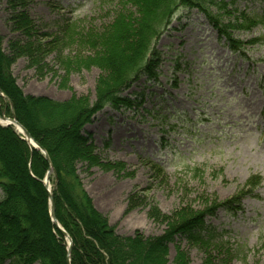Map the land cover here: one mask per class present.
Listing matches in <instances>:
<instances>
[{
	"label": "rangeland",
	"instance_id": "rangeland-1",
	"mask_svg": "<svg viewBox=\"0 0 264 264\" xmlns=\"http://www.w3.org/2000/svg\"><path fill=\"white\" fill-rule=\"evenodd\" d=\"M217 2L216 24L181 3L152 45L158 80L123 90L133 108L107 103L83 125L86 142H76L81 191L119 237L157 238L183 210L203 215L201 239L174 235L165 264H264V26L248 28L239 17L262 14L264 0ZM137 9L131 0H0V37L17 85L28 96L93 106L102 82L112 85L127 69V42L111 55L114 77L88 59L104 54L99 45L116 18ZM222 23L246 56L221 37ZM2 146L18 156L14 144ZM20 175L40 203L39 178Z\"/></svg>",
	"mask_w": 264,
	"mask_h": 264
},
{
	"label": "trees",
	"instance_id": "trees-1",
	"mask_svg": "<svg viewBox=\"0 0 264 264\" xmlns=\"http://www.w3.org/2000/svg\"><path fill=\"white\" fill-rule=\"evenodd\" d=\"M131 1L138 8L137 12L118 16L111 26L109 38L99 45L104 54L88 59L114 77L117 67L110 60L116 56L117 44L127 42V60L121 61V65H127V69L113 80L112 85L110 82H102L93 106L83 98L59 102L25 95L12 75L13 59L3 50L0 37V91L6 96L4 98L0 95V115L14 114L50 158L49 162L40 150L23 140L12 126L0 125V189L4 195L0 200V264L7 260L10 261L9 264H67L65 239L52 221L49 193L41 181L50 166L53 167L56 185L53 191L56 217L72 237L71 264H139V260L145 259L148 263L149 260H156L155 257L161 259L159 264H165L167 242L174 235L179 234L180 237L194 241L202 237L203 215H193L189 209L182 211L180 218L170 225V230L163 236L152 239L140 235L119 237L108 221L93 208L75 176L74 165L80 151L76 142H86L81 133L83 125L89 123L92 116L107 103H113L114 107L123 103L119 93L132 80L145 75L149 79L156 78L160 55L152 49V45L163 34L178 6L189 2L190 6L204 12L214 24L221 21H215L210 11V7L219 4L217 0ZM226 5L227 3L222 2L219 6ZM240 14L239 17L245 19L242 23L248 22V28L257 24L264 25V13L250 18L244 13ZM239 17L235 18L237 26ZM227 28L228 25L222 23L219 26L220 35L234 43ZM97 36L102 39L100 35ZM98 41L93 42V46L96 47L100 43ZM11 103L13 110L10 108ZM7 142L16 146L18 156L2 146ZM20 168L24 176L32 180L34 177L39 178L35 179V196L39 195L40 203H36L33 196L28 194L29 190L21 184ZM258 184L259 180L256 179L253 185ZM73 195H76L77 201ZM92 225L95 226L94 229ZM52 245L56 247L53 248Z\"/></svg>",
	"mask_w": 264,
	"mask_h": 264
},
{
	"label": "bare ground",
	"instance_id": "bare-ground-1",
	"mask_svg": "<svg viewBox=\"0 0 264 264\" xmlns=\"http://www.w3.org/2000/svg\"><path fill=\"white\" fill-rule=\"evenodd\" d=\"M161 37V36H160ZM159 37V38H160ZM158 38V39H159ZM143 77H146L147 78V80H158V78H159V74H158V67H157V71H156V75H155V77L156 78H151V79H149L148 78V76H141L140 78H138V79H134V80H132L131 81V83L129 84V86H127V87H125L123 90H125V89H130V88H132L135 84H136V82L139 80V79H141V78H143ZM122 90V91H123ZM122 91L120 92V93H122ZM120 93H119V97L124 101L123 103H120L119 104V107H125V108H133V106H134V100H132L130 97H122L121 95H120ZM109 103H111V102H109ZM111 104H113V103H111ZM0 123H4V124H7L8 122H5L3 119H0ZM17 126V131L22 135V136H25L24 135V131H23V129L20 127V126H18V125H16ZM30 145H32V146H34L35 145V142H30ZM48 187H50V189L52 188V185H51V183L49 182V184H48Z\"/></svg>",
	"mask_w": 264,
	"mask_h": 264
},
{
	"label": "water",
	"instance_id": "water-1",
	"mask_svg": "<svg viewBox=\"0 0 264 264\" xmlns=\"http://www.w3.org/2000/svg\"><path fill=\"white\" fill-rule=\"evenodd\" d=\"M2 119L3 120H7V117H2ZM16 121V120H15ZM17 122V121H16ZM18 123V122H17ZM19 124V123H18ZM20 125V124H19ZM24 129V128H23ZM24 131H25V133H26V136H27V138L28 139H32V137H31V135L29 134V132L27 131V130H25L24 129ZM38 145V144H37ZM38 147L41 149V150H43L44 152H45V150L42 148V147H40L39 145H38ZM47 158H48V156H47ZM49 159V158H48ZM50 200H51V216H52V218H53V220L57 223V220H56V214H55V205H54V201H53V197L52 196H50ZM58 224V223H57ZM61 232L63 233V235L64 236H66V237H68L69 239H70V242H71V238L69 237V235L64 231V230H61ZM71 253V248H69V254ZM70 264V263H69Z\"/></svg>",
	"mask_w": 264,
	"mask_h": 264
}]
</instances>
